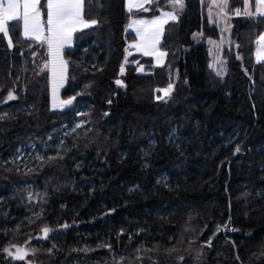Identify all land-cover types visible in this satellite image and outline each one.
Masks as SVG:
<instances>
[{"label": "trees", "instance_id": "obj_1", "mask_svg": "<svg viewBox=\"0 0 264 264\" xmlns=\"http://www.w3.org/2000/svg\"><path fill=\"white\" fill-rule=\"evenodd\" d=\"M148 5L88 0L98 23L64 50L61 96L74 99L61 110L44 43L20 23L11 47L0 34V264H29L11 246L33 247L30 264H264V61L253 57L264 16H230L218 75L207 40L221 30L203 1ZM165 8L178 16L164 25L165 63L127 56L129 18Z\"/></svg>", "mask_w": 264, "mask_h": 264}, {"label": "snow or ice", "instance_id": "obj_2", "mask_svg": "<svg viewBox=\"0 0 264 264\" xmlns=\"http://www.w3.org/2000/svg\"><path fill=\"white\" fill-rule=\"evenodd\" d=\"M87 2L88 0H46L44 8L46 9L47 19L45 21L43 19L45 12L40 7L41 0H0V34L8 39L9 47L13 44L10 37V27H15L20 22H22V34L25 39H34L47 44L50 60L45 64V67H48L49 64L51 65L54 108H63L66 105H70L74 99L73 97L60 103L55 102L56 80L58 79L60 81L59 86H62L63 80L66 78L67 61L61 55L63 48L65 45L71 44L74 33L98 23L96 20L85 18V5ZM152 2L153 0H127L128 11L131 12L133 7L149 11L148 8L144 7V4H151ZM169 3L174 8L183 9L184 7V0H169ZM243 3L245 5L243 14L251 16L259 14L264 16V0H255V11L248 10L250 0H243ZM227 4L228 0H212V4L209 5V16L211 17L212 15V5H215L220 8L217 16L223 14L226 17L227 13L224 12V9L227 7ZM235 14L240 15L241 10L236 9ZM177 19L178 16L174 12H164L161 10L160 15L155 16L151 20L132 21L129 27L136 26L135 31L139 36V41L131 46L135 47L137 51L142 52L145 56H155L157 62L161 63L162 59L167 55L166 52L159 51L157 47L160 44L164 25L170 20L176 21ZM209 43L214 42L210 40ZM257 44V61L260 62L264 60V34L258 37ZM125 60L127 61V57H125ZM123 71L124 67L121 65V72L123 73ZM138 71H143V66H140ZM117 83L120 84L121 82L117 81ZM171 88L172 85L169 84L168 89L162 90L165 96L170 94ZM14 98V94L10 91L7 99L11 100ZM162 98L157 97V99ZM237 151H239V148H237ZM43 231L46 237L50 230L45 228ZM208 243L210 245L211 241ZM24 255L25 253L22 249H17L16 258L24 259Z\"/></svg>", "mask_w": 264, "mask_h": 264}, {"label": "rangeland", "instance_id": "obj_3", "mask_svg": "<svg viewBox=\"0 0 264 264\" xmlns=\"http://www.w3.org/2000/svg\"><path fill=\"white\" fill-rule=\"evenodd\" d=\"M202 1H203L204 5H205V12L207 13L209 21L218 24L219 28L221 30L220 37L217 38V39L209 38L207 40V44H208V49H209V54H210V66L214 69V71L218 75H223L226 66H225V61H224V59L221 56V49H222V47L224 45H228L229 44L228 32L230 30V19H231L230 16L236 15L235 14V10L236 9H240L241 10V14H243L244 10H245V5H244V3H242V7H239V5H236V7L232 8V7H230V3H229V5L227 4V7L224 9V12L227 13L226 17H224L223 14L221 16H217V13L220 11V8L216 7L215 5H212V8H211L212 15L210 17L209 16V5L212 4V0H202ZM254 2H255V0H250V7L248 9L249 11H255ZM45 4H46V0H41V6L40 7L44 8ZM147 6H149V5L148 4H144L145 8ZM125 7H126V9L128 11L127 0H125ZM134 10L137 11V10H140V9H137L136 7H133L132 11H134ZM162 11H164V12H174V14H176L175 10L169 9V8L162 9ZM44 12H45V14L43 16V19L46 21L47 17H46V9L45 8H44ZM160 13H161V10L155 16H159ZM155 16H137V15H133L132 17L129 18V20H128L127 24H126V29L133 33V38L127 43V49H126V55L127 56L131 55L132 53H137V54H141L142 56H145V55L142 54V52L137 51V49L135 47L131 46V45L136 44L139 41V36L137 35V33L135 31V27L136 26L133 25L132 27H129L131 22L134 21V20H151ZM20 25H21V36L23 37V34H22L23 33L22 22H20ZM45 28H46V24H45ZM263 34H264V32H263ZM32 40H34V39H32ZM210 40L213 41L214 43H209ZM72 42H73V38H72ZM72 42H71L70 45H65V47L62 50L61 55H62V58L65 61H66V58L64 57V50L67 47H70L72 45ZM160 42H161V40H160ZM44 46L46 48L45 52H46V56H47V60H46V64H47L49 62V60H50V56L48 55L47 44L44 43ZM157 47H158L159 51L164 52L160 48V44ZM257 48H258V44H257V41H256L254 52H253V57H254L255 61H257ZM146 57H149L151 59L153 65L161 66V65H163L165 63V57L162 59L161 63L157 62V59H156L155 56H146ZM262 61H264V60H262ZM140 66H143V71L146 70L144 64H139L137 69ZM45 69H46V72H47L48 78H49V104H50L51 109L52 110H61V109H64V108L68 107L69 105H66L63 108H54L53 107L54 96H53V76H52V71H51V65L49 64V66L45 67ZM66 75H67V71H66L65 76ZM65 82H66V78L63 80L62 86H59L60 85V81L58 79L56 80V84H57V88H56V92H55V102L56 103H60L62 101H66V100L70 99V98H63L61 96V90L64 87ZM170 84L172 85V83H170ZM65 130L66 131L68 130L67 126H65ZM26 152H27L26 149L19 150V153H18L19 157L20 158L24 157ZM9 253H13V250L9 249ZM14 256L16 258V255H14Z\"/></svg>", "mask_w": 264, "mask_h": 264}, {"label": "flooded vegetation", "instance_id": "obj_4", "mask_svg": "<svg viewBox=\"0 0 264 264\" xmlns=\"http://www.w3.org/2000/svg\"><path fill=\"white\" fill-rule=\"evenodd\" d=\"M47 241H48V240L44 239L42 242H43V243H46ZM49 242H50V241H49ZM25 247H26L28 253H27V255H26V257H25L24 260H26V261L30 264L32 261L29 260L27 257H28L29 254H31V253L33 252V247H29V246H25ZM17 249H19L18 246H14V247L11 246V250H13L14 255H17Z\"/></svg>", "mask_w": 264, "mask_h": 264}, {"label": "water", "instance_id": "obj_5", "mask_svg": "<svg viewBox=\"0 0 264 264\" xmlns=\"http://www.w3.org/2000/svg\"><path fill=\"white\" fill-rule=\"evenodd\" d=\"M45 236V233H44V231L42 232V237H44ZM14 247V246H13ZM19 247V249H22L23 250V252L25 253V255H24V259H25V257H26V255H27V253H28V251H27V249H26V247L25 246H18ZM7 249V251H5L6 253H7V257H13L14 258V254L13 253H9V249H11V247H7L6 248ZM5 249V250H6ZM18 261H20V260H23V259H18V258H16Z\"/></svg>", "mask_w": 264, "mask_h": 264}, {"label": "crops", "instance_id": "obj_6", "mask_svg": "<svg viewBox=\"0 0 264 264\" xmlns=\"http://www.w3.org/2000/svg\"><path fill=\"white\" fill-rule=\"evenodd\" d=\"M264 32V31H263ZM263 34V33H262Z\"/></svg>", "mask_w": 264, "mask_h": 264}]
</instances>
